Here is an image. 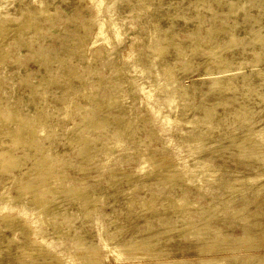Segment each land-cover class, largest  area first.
I'll list each match as a JSON object with an SVG mask.
<instances>
[{
	"label": "rangeland",
	"instance_id": "374dc122",
	"mask_svg": "<svg viewBox=\"0 0 264 264\" xmlns=\"http://www.w3.org/2000/svg\"><path fill=\"white\" fill-rule=\"evenodd\" d=\"M44 1L48 11L42 0H0L10 26L0 35V108L16 106L40 129L16 142L10 128L0 135L25 165L5 172L0 163V264L28 255L44 264H236L233 253L264 252V228L251 223H264V149L254 133L264 130V57L250 62L264 51L251 41L264 0ZM23 8L36 24L19 37ZM210 27L215 37L201 45ZM219 55L233 62L220 68ZM215 73L222 81L213 86ZM98 116L102 126L88 124ZM42 146L54 158L28 182L23 171ZM25 181L39 188L23 193ZM36 193L51 207L40 208ZM10 211L25 219L15 224ZM36 233L54 248L36 245Z\"/></svg>",
	"mask_w": 264,
	"mask_h": 264
},
{
	"label": "bare ground",
	"instance_id": "6f19581e",
	"mask_svg": "<svg viewBox=\"0 0 264 264\" xmlns=\"http://www.w3.org/2000/svg\"><path fill=\"white\" fill-rule=\"evenodd\" d=\"M189 1V0H188ZM194 1V0H193ZM198 1V0H197ZM202 1V0H201ZM203 1H205V0H203ZM227 1V0H226ZM231 1V0H230ZM230 1H229V4H230ZM233 1V0H232ZM236 1V0H235ZM237 1H239V2H242L241 0H237ZM237 1H236V3H237ZM247 1V0H246ZM101 2V1H100ZM234 2V1H233ZM244 2L245 1H243L242 3L244 4ZM101 3H104L102 6H107L106 5V1H104V0H102V2ZM101 3H100V5H101ZM191 3V2H190ZM189 3V4H190ZM193 3V2H192ZM108 4V3H107ZM194 4H196V2L194 3ZM193 4V5H194ZM240 4V3H239ZM243 4H241V5H243ZM246 4V3H245ZM201 5V4H200ZM209 5V4H208ZM240 6V5H239ZM238 6V7H239ZM39 7L40 8H42V10L43 9H45L46 11H48V9H46V2L44 1V0H42V5L40 6L39 5ZM39 7H36V8H39ZM230 7H231V9L234 11V9H235V5H234V3L232 4V2H231V4H230ZM237 7V6H236ZM237 7V8H238ZM242 9H243V7H241ZM245 8V7H244ZM210 9H211V7H210ZM230 9V8H229ZM207 10H209L208 8H207ZM212 10V9H211ZM231 10V11H232ZM34 9H32V8H23V10H22V16L24 17V19H22V20H20V21H18L17 23H16V25H15V27L13 28L15 31H17L18 32V34H19V37H21V35H22V33L26 30V29H28L31 25H35L36 24V19H35V17H34ZM210 11V10H209ZM213 11V10H212ZM212 11H210V12H212ZM216 10H214V12H215ZM227 11H228V9H227ZM238 11H239V9H238ZM234 12H236V11H234ZM194 13H196L197 14V11L196 12H194ZM217 13V12H216ZM216 13H214L215 15H216ZM223 13V12H222ZM226 13H228V12H226ZM231 13V12H230ZM195 14V15H196ZM213 14V15H214ZM218 14V13H217ZM234 14H236V13H234ZM248 14V13H247ZM185 16H187L186 18L188 19V17H190V16H188V15H185ZM202 17V16H201ZM209 17V16H208ZM203 18V17H202ZM222 18V17H221ZM256 18V17H255ZM201 19V18H200ZM204 19V18H203ZM211 19V18H210ZM225 19V18H224ZM258 19V18H257ZM218 20V19H217ZM222 20V19H221ZM202 21V20H201ZM206 21V20H205ZM204 21V22H205ZM225 20H223V22H224ZM107 22V21H106ZM207 22H209V20L207 21ZM206 22V23H207ZM219 22H220V20H219ZM216 23V22H215ZM228 24H230L229 22H228ZM263 24V23H262ZM106 25H108V22H107V24ZM105 25V26H106ZM210 26H212V25H210ZM222 26V25H221ZM230 26H231V24H230ZM232 26H234V25H232ZM260 26V25H259ZM207 27H209V26H207ZM218 27V26H217ZM217 27H216V29H211V27H210V29H209V31H208V36L207 37H202V38H200V42L199 43H201V45L202 44H204V42H207V41H209V40H213V38L215 37V35H214V33H215V31L217 30ZM228 27H229V25H228ZM221 28V27H220ZM224 28V27H223ZM230 28V27H229ZM10 29V26H8L7 24H5V19L3 18V15L1 14L0 15V35L1 34H3L4 32H6L7 30H9ZM167 30L165 31L166 33H168V35H166V37H169V38H174V36H175V33H174V31H172V30H170V29H168V28H166ZM225 29V28H224ZM228 29V28H227ZM231 29H233V28H231ZM165 30V29H164ZM194 30V29H193ZM23 31V32H22ZM229 31H231L230 29H229ZM252 32H253V35H252V38H251V41H254V42H256V41H261L263 44H264V26H260V27H258V28H256L255 27V29H253L252 28ZM171 33V34H170ZM231 35H229V38H230V36H231V44H230V46H233L235 43H237V42H235V43H232V40L234 41V38H235V32H231L230 33ZM199 35V34H198ZM202 35V34H201ZM152 36V35H151ZM156 36L157 35H154L153 37H152V39H151V47L154 49V50H156V51H162L163 50V48H164V46H162L159 42H158V39L156 38ZM237 37V36H236ZM199 39V38H198ZM238 39H240V38H238ZM238 39H235V41L236 40H238ZM169 40H171V39H169ZM0 42H1V40H0ZM210 45V44H209ZM178 48L179 47H181L179 44H177L176 45ZM217 47H218V44H214L213 43V48H214V51H216V52H218V50H217ZM263 47V46H262ZM209 48V47H208ZM264 48V47H263ZM180 49V48H179ZM40 52V51H39ZM211 52V51H210ZM255 52V51H254ZM212 54V53H211ZM210 54V55H211ZM214 54V53H213ZM220 54V53H219ZM218 55V54H217ZM216 55V56H217ZM212 57H213V55H212ZM264 57V51H262V52H255L254 53V57L251 59V63L254 65V66H256L261 60H262V58ZM214 58H216L215 57V55H214ZM219 59H220V62H219V65H220V68H227V67H229L230 66V64H231V62H233V60H229L227 57H225V56H223V55H219ZM240 64H241V67H240V69L242 68V66L243 65H245V61L244 60H241L240 61ZM216 74V73H215ZM212 81H211V84L214 86V85H219V84H221V81H222V79H221V76L219 75V74H216V75H213L212 77ZM1 100H3V99H0V103H1ZM4 102H2V104H3ZM5 107V106H4ZM2 108H3V106H2ZM2 110H4L5 111V109L3 108V109H1L0 108V135H1V133L3 132V131H6V130H8L9 128H10V130H11V133L13 134V139H14V141L16 142L17 140H19V139H22V140H24V139H27V138H25V136L23 135V133L24 132H26V131H28V132H30L32 135H35L36 136V134L37 133H39L40 132V129H38V128H36L35 127V124L32 122V121H28V122H25V121H23V119H22V115L20 116V114H19V110L17 109V107L16 106H11V108H10V111L9 112H7L6 113V111L4 112V111H2ZM9 110V109H8ZM207 110H209V108H207ZM24 117H26V116H23V118ZM8 120H10V122L8 121ZM43 122V121H42ZM12 123H15L16 124V126L14 127V126H12ZM105 123V120H104V118H102V117H96V118H90V119H88V124H90V125H92V126H102L103 124ZM37 125V124H36ZM261 129H263L262 127L260 128V129H258V130H255L254 131V133H257V138H256V143H258V144H260L261 145V147H263V149H264V130L262 131ZM261 131V132H260ZM35 138L33 137L32 139H30V140H27L28 142H32L33 140H34ZM91 139V135H85L84 137H83V139L82 140H90ZM1 141H4V140H1L0 139V163H1V167L3 168V170H5V172H6V170H10V171H13L11 168L12 167H15V166H17V167H19V168H23V165H24V161L22 160V159H20L21 158V155L19 154V153H17V147H15V146H3V145H1ZM45 143H47V142H45ZM86 143V145H87V142H85ZM2 144H3V142H2ZM8 144V143H7ZM36 144V143H35ZM12 145H13V142H12ZM45 145V144H44ZM256 147V146H255ZM259 147V146H258ZM253 149V148H252ZM255 149V148H254ZM243 150L245 151V152H247L246 151V149H244L243 148ZM257 152H259L258 150L257 151H255L254 153H257ZM28 153V152H27ZM22 154V153H21ZM52 154H53V152H52V150H49V149H47L46 148V146H42V154H41V156H38L37 157V159H36V163L34 162L33 164H31V166H27V168L26 169H24V171H23V177H22V179H26V180H28V182H29V180L30 181H32V178H35V177H37V176H39V175H41L44 171H45V169H47L49 166V163L53 160V156H52ZM36 157V156H35ZM175 158V157H174ZM34 160V159H33ZM201 165H203V164H201ZM25 166V165H24ZM1 170V169H0ZM31 170H36L35 172H31ZM47 175H48V173H47ZM57 175V174H56ZM44 176L45 175H43V178H44ZM54 176V175H53ZM54 177H56V176H54ZM9 178V177H8ZM46 178V177H45ZM48 178V177H47ZM49 178H51V177H49ZM13 179V178H12ZM22 179H18V180H22ZM37 179V178H36ZM42 179V178H41ZM52 179H53V177H52ZM9 179H7V181H8ZM40 180V179H39ZM48 180V179H47ZM57 180V179H56ZM10 182V181H9ZM24 182V181H23ZM26 182V181H25ZM28 182H26V184L28 183ZM41 183V182H40ZM48 183V182H47ZM7 184H8V182H7ZM38 184L39 183H32V182H30L29 184H27L25 187L23 186H18L19 187V190H21L22 192L23 191H29L30 190V188H33V189H38L39 187H38ZM17 185H20V184H17ZM22 185H23V183H22ZM8 187V186H7ZM6 187V188H7ZM21 187V188H20ZM40 187H42V186H40ZM51 188L50 189H52V188H55L54 186H50ZM9 188V187H8ZM44 189V188H43ZM75 189H78V191H79V194H81V195H84L85 193L81 190V188H75ZM3 190H4V188H3ZM6 190V189H5ZM34 191V190H33ZM39 191L41 192V189H39ZM38 191V192H39ZM5 193V192H4ZM24 193V192H23ZM33 193V192H32ZM42 193V192H41ZM45 193V192H44ZM12 194V193H11ZM3 195V194H2ZM34 196V195H33ZM43 196H45V195H43ZM88 195L86 194V196H85V199H87V201L89 200V198L87 197ZM1 197V196H0ZM15 197V196H14ZM264 197V196H263ZM50 198V197H49ZM4 199V198H3ZM35 199H36V202L37 203H39L41 206H40V208H46V207H51L50 205L53 203V202H51V200H49V199H45V198H42V196H41V194H39V193H36V197H35ZM32 200V199H31ZM54 200V199H53ZM178 200L180 201V202H183V201H186V197L185 196H182V197H179L178 198ZM264 200V199H263ZM9 202H10V200H9ZM8 202V203H9ZM4 204H5V207L7 208V206H8V204H7V206H6V202H4ZM22 204V203H21ZM55 204V203H54ZM19 205V204H18ZM9 206H11L12 207V205L10 204ZM23 206V204L21 205V207ZM34 206V205H33ZM14 207V206H13ZM13 207H12V209H13ZM16 208H17V206H15ZM14 207V208H15ZM4 208V207H3ZM5 208V209H6ZM8 209H10V207H8ZM20 209V208H19ZM22 209H24L25 210V208H23L22 207ZM22 209H20V210H22ZM2 210H4V209H2ZM2 210H0V211H2ZM7 210V209H6ZM23 210V211H24ZM26 210H27V208H26ZM36 210V212H38L37 211V209H35ZM8 211V210H7ZM29 211V210H28ZM28 211H26V212H28ZM41 211V210H40ZM39 211V212H40ZM11 212V211H10ZM12 212H14V211H12ZM11 212V216H7L6 218H11V220H13L14 221V223L16 224V222H17V220H18V217H20L21 215H23V214H21L20 212H18V213H20L21 215L20 216H17V214L18 213H16V219H15V217L14 216H12V213ZM31 212V211H30ZM257 212V211H256ZM260 212H264V210H262V211H259V213ZM3 213V212H2ZM1 213V214H2ZM8 213V212H7ZM24 213H25V211H24ZM3 214H5V213H3ZM27 214H29V213H27ZM33 214V213H32ZM41 214V213H40ZM7 215V214H6ZM14 215V214H13ZM19 215V214H18ZM36 215V214H35ZM1 216V215H0ZM38 216V215H37ZM3 217V216H2ZM30 217H31V215H30ZM21 218V217H20ZM21 219H25V218H23V216H22V218ZM60 219V218H59ZM36 220V219H35ZM38 220V219H37ZM37 220H36V223H37ZM27 221V220H26ZM25 220H24V224H22V222H20L21 224H22V227H27V226H31L33 223H30V225H29V222H26ZM31 221H32V219H31ZM30 221V222H31ZM40 221V220H39ZM248 221V220H247ZM258 223V224H260L261 225V228H264V223L262 222V220H257V221H253V222H251L252 224L253 223ZM27 223V224H26ZM35 223V224H36ZM62 224V223H61ZM248 224L249 223H246V227L248 226ZM260 227V226H259ZM196 229H198V228H196ZM0 231H2V229H0ZM219 233V232H218ZM37 234L38 233H36L35 235H36V238H37ZM33 236V235H32ZM31 237V236H30ZM46 237V236H45ZM44 236L42 237V239L43 238H45ZM35 238V237H34ZM39 238H41V237H39ZM213 238V237H212ZM33 239V238H32ZM31 238L29 239V240H31L30 242L32 243V240ZM38 239V238H37ZM42 239H40L42 242H43V240ZM210 239V238H209ZM5 240V239H4ZM3 240V236H1L0 235V244H2V242L4 241ZM40 240L38 239V240H35L34 239V241H36V242H34L36 245H39L38 243H40ZM45 240V239H44ZM213 240H214V238H213ZM39 241V242H38ZM48 240H46L45 241V243L47 242ZM38 242V243H37ZM49 242V241H48ZM53 242V241H52ZM206 242V241H205ZM44 243V242H43ZM41 244L40 243V245H45V246H50L49 248H51V249H53L54 247H52L51 246V244H53V243H51L50 245H49V243H47V244ZM58 244V243H57ZM35 245V246H36ZM54 245H55V243H54ZM259 246V245H258ZM20 248L22 247H26V245L24 246V245H21V246H19ZM19 248V249H20ZM56 249V248H55ZM24 250V249H23ZM26 250V249H25ZM263 250V249H262ZM24 252V251H23ZM32 252V251H31ZM29 253V252H28ZM24 254V253H23ZM22 255V254H21ZM27 255V254H26ZM230 256H231V254H229ZM228 255V256H229ZM25 257V256H24ZM28 257H31V255L29 256L28 255ZM27 257V258H28ZM35 257V256H34ZM232 257L233 258H236V259H238V258H241V260L239 259V262L238 263H236V264H264V252H258V254L257 253H253V254H248V255H245V256H243V257H240L239 255H237L236 253H233L232 254ZM255 257H258V258H255ZM27 258H25L26 260H28ZM32 258V257H31ZM76 258H78V257H76ZM68 259V258H64V259H57V262H59V263H61V264H84V263H82L84 260H82V257H81V259ZM219 259H226V257L224 256V257H222V258H219ZM253 259H257V260H253ZM23 260V259H22ZM26 260L25 261H22L21 262V264H44L45 262H41V261H39L38 260V262H34V260H33V262L32 263H29V262H26ZM54 260V259H53ZM82 261V262H81Z\"/></svg>",
	"mask_w": 264,
	"mask_h": 264
}]
</instances>
